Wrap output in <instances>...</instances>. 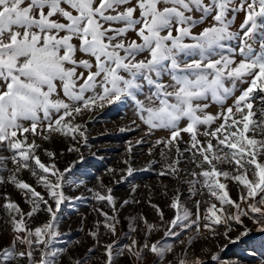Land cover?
<instances>
[{
  "label": "snow or ice",
  "instance_id": "1",
  "mask_svg": "<svg viewBox=\"0 0 264 264\" xmlns=\"http://www.w3.org/2000/svg\"><path fill=\"white\" fill-rule=\"evenodd\" d=\"M240 14L243 20L232 30ZM113 106L132 111L119 132H143L126 141L128 158L114 183L159 165L157 176L208 199L195 200L193 211L177 188L166 202L173 211L166 219L163 207L149 198L157 224L141 214L140 226L130 229L139 234L118 248L115 240L102 238L116 237L121 208L142 202L118 203L113 188L97 177V187L88 191L111 214L94 209L103 217L88 233L97 247L80 256L69 251L63 261L66 250L52 245L61 235V207L70 199L65 185L85 161L80 145L88 144L94 114ZM157 131L167 135L152 142ZM57 136L70 139L67 151L77 154L63 169L56 162L63 153L42 144ZM145 144L147 155L158 149L160 159L136 169L133 150ZM24 171L43 193L20 178ZM4 172L10 175H0V184H11L30 207L25 211L7 194L0 202L7 216L0 264H90L100 249L95 264H242L227 257L232 248H264V0H0ZM40 213L46 219L36 222ZM157 231L163 234L153 239ZM168 237L179 241V251ZM199 240L208 246L195 248Z\"/></svg>",
  "mask_w": 264,
  "mask_h": 264
},
{
  "label": "rangeland",
  "instance_id": "2",
  "mask_svg": "<svg viewBox=\"0 0 264 264\" xmlns=\"http://www.w3.org/2000/svg\"><path fill=\"white\" fill-rule=\"evenodd\" d=\"M243 20V15H238L232 30H237L239 24ZM231 103V101H229ZM212 111H216L213 107ZM94 119L88 125V144L80 145L81 153L85 157V161L79 164L72 172L69 180L73 183L65 185V195L70 199L65 202L58 215V227L61 233L54 242L53 250L65 249L63 255V261L69 259L68 252L71 251L74 255L80 256L86 253L89 247H97L93 244L89 237V231L93 230L94 222L97 220H103V217L99 216L94 210L96 208H103L104 211L111 214L109 207L106 203H98L92 198V194L88 191L89 188H96L98 185L97 177H99L105 185L112 187L114 190V196L118 203L123 199L140 200L142 203H132L120 210V224L117 227L116 237H103L101 243L115 240L117 247H122L124 244L130 243L129 235L137 236L139 233H131L130 229L134 225L140 226L139 217L144 214L150 223L157 224L158 217L156 213L149 206L148 200L151 198V202L161 205L165 212V218L170 219L173 215V211L167 207L166 202L175 194L177 188L180 189L182 194V200L186 207L194 209L195 200L201 201L207 200V193L195 196H189L187 184H177L176 181L168 177H159L156 173L160 170L159 165H153V171H136L128 181L123 183H114V179H119L121 172L120 169L125 167L124 161L128 158L126 152V141H135L143 135L142 131L134 130L129 132H119L118 127L128 125L132 119V111L130 107L121 106L119 108L107 107L102 112L94 114ZM123 117V118H122ZM143 127V126H142ZM164 131H157L149 139L154 142L155 139L166 136ZM187 139V135H185ZM39 142V141H38ZM43 147L55 150L58 154L56 162L59 168L63 169L69 162L77 158L76 153H70L67 149L71 146L70 139L61 138L57 136L52 141L42 142ZM148 145L137 146L133 150L132 166L136 169L146 167L148 161L155 158L160 159L159 151L154 150V156L147 155ZM143 153V154H142ZM95 154V155H93ZM43 162H50L46 156H41ZM11 167V165H9ZM225 170H230L228 165L221 166ZM108 169H115L114 174H109ZM0 175L7 178L10 173L4 172ZM20 178L33 186H36V190L44 192V189L36 185V179L28 172L24 171L20 174ZM223 179V178H221ZM136 186V191L133 193L132 188ZM230 195L233 198L237 197V188L234 184L229 183ZM167 193L165 195L164 193ZM7 194L12 200L18 202L22 209L27 211L30 205L24 202L23 196L18 190H16L11 184H0V202ZM204 207V204H201ZM131 214V219L129 215ZM7 219L6 213L0 210V242H3L7 238V225L5 220ZM46 216L44 213H40L37 217V221H44ZM83 221V222H82ZM245 223L251 225V222L247 219ZM103 231V229H101ZM162 231H157L153 239H159L162 236ZM188 233L183 234L180 239L186 240ZM235 235V232L233 233ZM168 243H174L176 250L179 251L181 245L174 237L165 238ZM79 242V244L77 243ZM207 242L199 240L194 244V247L199 249L206 247ZM255 248V255H248V251ZM247 250V251H246ZM103 249L97 251L92 257L90 264H95L100 259ZM228 258H239L242 264H259V261L264 258V248H260L258 245L242 244L236 248H232L227 253Z\"/></svg>",
  "mask_w": 264,
  "mask_h": 264
}]
</instances>
